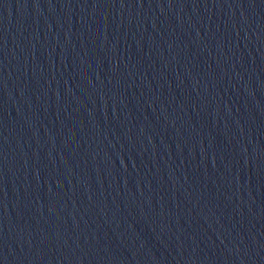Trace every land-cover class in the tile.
<instances>
[{
  "label": "water",
  "instance_id": "water-1",
  "mask_svg": "<svg viewBox=\"0 0 264 264\" xmlns=\"http://www.w3.org/2000/svg\"><path fill=\"white\" fill-rule=\"evenodd\" d=\"M0 264H264V0H56L3 35Z\"/></svg>",
  "mask_w": 264,
  "mask_h": 264
}]
</instances>
